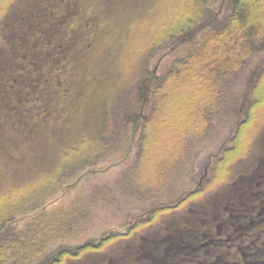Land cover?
I'll return each instance as SVG.
<instances>
[{"label": "trees", "instance_id": "obj_1", "mask_svg": "<svg viewBox=\"0 0 264 264\" xmlns=\"http://www.w3.org/2000/svg\"><path fill=\"white\" fill-rule=\"evenodd\" d=\"M217 2L223 19L210 7ZM263 72L264 0H0V264H69L88 255L98 264L103 255V264H264V174L255 178L253 153L236 155L239 133L208 155L201 185L142 207L123 222L126 230L50 246L80 215L77 200L52 222L17 227L97 172L113 149H123L125 161L137 146L136 155L150 149L146 129L160 114L192 110L207 119L206 136L221 118L240 132L248 107L264 99ZM110 79L119 104L103 124L95 113L110 99L111 86L102 87ZM134 97L149 111L133 109ZM185 135L187 143L192 133ZM171 151L156 164L165 173L156 191L177 184L173 173L192 156L189 146L177 157ZM251 168L253 179L240 180Z\"/></svg>", "mask_w": 264, "mask_h": 264}, {"label": "rangeland", "instance_id": "obj_2", "mask_svg": "<svg viewBox=\"0 0 264 264\" xmlns=\"http://www.w3.org/2000/svg\"><path fill=\"white\" fill-rule=\"evenodd\" d=\"M210 7L216 11L221 19L227 14L226 8L222 6L220 2L213 3ZM130 50L131 41L129 42L127 40L123 51H120V59L123 63H125V58L131 54ZM170 58L171 57L168 58V62ZM114 83H112V79H110L107 84L104 83L102 85V87L106 86V88L111 86L110 90L112 94L110 95V99L100 101V105L97 103L98 113H95V117H101V123L103 124L107 122V117L111 112L115 111V108L119 104L116 97L113 96L116 89ZM259 84L261 87H264V72ZM218 87L222 88L223 84L218 85ZM90 98H92L91 95ZM262 98L263 97L256 102L253 101L248 107L247 116L248 114L249 116H245V119L247 118L246 121L249 122L243 123L240 132L239 126L236 129H232L234 127L231 128V120L227 119L224 121V119L221 118L218 123L216 122V126L211 130V133L206 136L204 134L202 135V129L207 119L205 117H197L192 110H184L183 114L179 117L176 114H171L172 112H169L170 115L164 117H161L162 114H160L161 116L158 118V121L155 122V124L151 123L150 126H148L149 128L146 129V135L150 136V149L148 146L146 147V145H143L140 154L136 155L138 146L135 147L133 155L128 161L123 160V149L120 150L118 147V150L113 149V152H109L103 159L95 164V167L99 169L97 172L87 174L73 190L70 192L65 191L66 194L59 190L55 194V197H53L55 200L58 199L55 202L53 201L45 212L39 210L28 216H24L18 220L17 227L20 230H25L26 226L33 221L38 220L37 222L41 223L52 222L59 211L65 210L67 205L77 200L80 205L83 206L80 209V215L72 219L73 223H69L68 228L60 230L62 234L60 232L57 233L56 239H54L50 246L60 242L76 244L88 237L99 236L102 230L108 227L126 230L128 226L123 225V222L130 219L132 214L141 210L142 207L145 208L148 204H156L157 201L167 204L177 199L188 188L201 185L205 180L208 167H210V162L207 160L208 155L216 152L221 145L224 147L223 150L227 149L230 146V137L236 136L238 133L237 149L239 150L236 151V155L243 153L248 154L250 157L251 153H253L257 161L258 169L255 178L258 174H264V99ZM179 100L180 99L172 100L170 102L173 109H175V106L177 107ZM186 101L188 100L180 102H185L186 104ZM131 104V106L134 107L133 109L140 113L148 112L150 109L145 99L139 101L134 97ZM91 106L92 104L88 102L85 110L86 114L89 113ZM78 107L79 105L77 108ZM156 109L162 110L165 109V107L163 103H159V107ZM250 113H252V117H250ZM112 116L113 114L110 115L113 119ZM238 119L241 120V118ZM245 119L242 120V122H244ZM239 120H237V122H239ZM114 122H116V119H114ZM241 124L240 122V125ZM101 126L97 125L95 130L101 131ZM128 132H130V130ZM186 132L192 133V135L187 138V143H185ZM139 135L140 132L136 134L134 142H138ZM188 146L192 156L187 160L184 169L181 168L179 172L177 170V173H173V175H178L177 184H172V187L169 189L163 188L162 190L156 191L161 184L160 179H157L160 178L161 175L159 171L160 168L158 169L156 166L157 162L161 159L160 156L163 155V158L167 157L168 152L166 151L172 150L171 152L177 157V152ZM147 152L149 154H147ZM171 155H168L167 159H172ZM195 160L197 163H194ZM214 160L215 158L210 161L213 162ZM253 166L254 165H252V168ZM252 168L240 172V174H243L239 176V179L246 181L253 179L254 175L249 172ZM168 169L169 168H166L165 172ZM189 171L192 172L191 178L188 177ZM247 172L249 173L247 174ZM164 174L165 173H163V176ZM58 195L62 196L58 197ZM158 223L159 222L156 224ZM50 236L51 234H49V237ZM100 258L103 264L106 255ZM99 261L98 256L88 255L80 262H71L69 264H98L100 263Z\"/></svg>", "mask_w": 264, "mask_h": 264}]
</instances>
